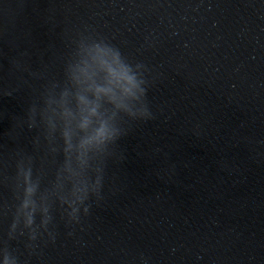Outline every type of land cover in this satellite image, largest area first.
<instances>
[{
	"label": "water",
	"instance_id": "95a60500",
	"mask_svg": "<svg viewBox=\"0 0 264 264\" xmlns=\"http://www.w3.org/2000/svg\"><path fill=\"white\" fill-rule=\"evenodd\" d=\"M128 74L151 119L97 92ZM83 100L120 137L89 153L103 186L73 213ZM0 249L15 264H264V0H0Z\"/></svg>",
	"mask_w": 264,
	"mask_h": 264
},
{
	"label": "clouds",
	"instance_id": "9594fccd",
	"mask_svg": "<svg viewBox=\"0 0 264 264\" xmlns=\"http://www.w3.org/2000/svg\"><path fill=\"white\" fill-rule=\"evenodd\" d=\"M126 79L127 84L123 81L119 84L113 82L112 89H97V92L108 91L109 94L105 97V101L112 106L113 112H123L137 120L151 119L152 113L141 99L145 96L146 89L140 87L141 82L131 74H128ZM98 107L96 103L83 100L75 118V126L82 129L84 135L77 146L78 171L72 174L71 187L62 197L72 207L73 213L76 211L74 205L82 204L89 195L99 197L103 186L99 168L93 170L94 176L87 175L89 153H103L108 145L120 137V131L110 123L111 118L103 116L98 111ZM33 191V186L26 187V198L20 206L25 226L32 225L33 214L38 210L37 205L31 199ZM39 210L46 211L42 208ZM43 223H46V220L42 221V225ZM0 264H15V260L6 249H0Z\"/></svg>",
	"mask_w": 264,
	"mask_h": 264
}]
</instances>
